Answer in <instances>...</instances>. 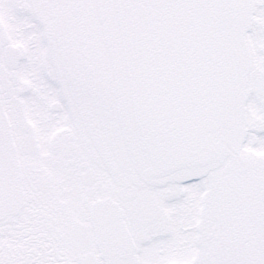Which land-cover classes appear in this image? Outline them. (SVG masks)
Returning a JSON list of instances; mask_svg holds the SVG:
<instances>
[{
  "label": "snow or ice",
  "instance_id": "obj_1",
  "mask_svg": "<svg viewBox=\"0 0 264 264\" xmlns=\"http://www.w3.org/2000/svg\"><path fill=\"white\" fill-rule=\"evenodd\" d=\"M0 264H264V0H0Z\"/></svg>",
  "mask_w": 264,
  "mask_h": 264
}]
</instances>
